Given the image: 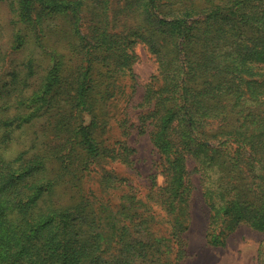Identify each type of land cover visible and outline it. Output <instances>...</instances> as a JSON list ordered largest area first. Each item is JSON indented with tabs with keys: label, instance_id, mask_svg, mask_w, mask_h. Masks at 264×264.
Listing matches in <instances>:
<instances>
[{
	"label": "trees",
	"instance_id": "obj_1",
	"mask_svg": "<svg viewBox=\"0 0 264 264\" xmlns=\"http://www.w3.org/2000/svg\"><path fill=\"white\" fill-rule=\"evenodd\" d=\"M6 2L12 49L28 54L0 85L2 141L43 122L59 140L30 158L26 150L7 160L0 150V264H163L162 240H173L179 259L192 172L209 208L208 243L223 245L240 222L264 231V0H125L119 30L109 0ZM83 14L94 22L89 34ZM137 44L156 65L138 130L152 126L167 183L146 201L127 191L112 206L103 194L125 178L99 172L96 190H85L83 179L91 163H131L132 150L106 134L110 101L126 87L135 92ZM35 74L38 88L27 94ZM65 117L73 126L57 133ZM162 213L173 215L167 237L150 225Z\"/></svg>",
	"mask_w": 264,
	"mask_h": 264
},
{
	"label": "rangeland",
	"instance_id": "obj_2",
	"mask_svg": "<svg viewBox=\"0 0 264 264\" xmlns=\"http://www.w3.org/2000/svg\"><path fill=\"white\" fill-rule=\"evenodd\" d=\"M125 5V0H109L108 13L110 17L117 20V30L121 26L122 21L125 18V12L121 9ZM127 19L131 21V16ZM92 19L90 15L83 14L82 32L89 34L92 31L91 23ZM94 23V22H93ZM116 30V31H117ZM14 29L11 23V13L6 0H0V85L8 79V74L12 71L13 66L16 63H20L26 57L28 52L12 49V35ZM136 54V61L132 65L133 73L136 78L135 92L132 97L129 95L133 89L126 87V96L120 97L118 101L113 102L110 106L111 115L114 119L111 122L110 128L107 132L109 137L108 143L113 145L115 142H124L127 147L132 150L129 165L123 162L113 161L111 163L104 164L103 162L91 163L90 171L83 179V187L86 190L88 187L96 190L98 182L96 178L99 177V172L109 170L117 177L125 178L122 185L114 191H108L109 193L103 194L105 201L110 199V204L114 206L119 201L121 194L127 191L133 193L137 199L147 200V195L150 193V189L155 191L159 187H164L167 183V177L165 174L160 173L161 167L159 164V153L153 146L149 131L152 126L147 122L146 127L143 128L144 132H139L138 125L140 123V115L143 109L140 107L142 97L149 81V78L154 74L156 65L152 56L147 49L137 44L134 47ZM48 63L44 58L39 62L41 66L36 68L38 75H42L43 67ZM33 76L30 78V86L28 93L38 88L39 76ZM129 98L126 103L125 100ZM66 103V102H62ZM1 105V103H0ZM67 109L70 107L66 104ZM12 111V109H11ZM69 117H65V123L67 124L65 129L61 128L57 133H65L66 129L73 126V119L66 121ZM64 120V117H63ZM63 123V122H62ZM33 127L32 130L18 131L12 134L13 143L3 142L2 137L5 133V129L0 131V150L3 156L7 160H13L17 157V154L21 151H29L26 157L31 156L34 152H39L41 155L44 152V144L47 141L53 140L57 142L59 139H53V135L50 132H46V124L43 122ZM73 131V130H71ZM105 135V136H106ZM11 137V136H10ZM6 146H8L6 148ZM245 166V163H242ZM187 169L192 171L195 167L194 158H189L186 162ZM42 170H38L33 176V179L39 181ZM20 177V176H19ZM25 179V177H22ZM191 181V193L187 204V210H185V216L187 215L186 228H181L180 233V245L183 250L181 258L176 259V250L173 246V240L164 242L162 239L161 248L165 251L163 264H264V255L259 254V248L264 245V231H259L249 224L240 222L233 229L227 231L225 242L223 245H212L208 243L206 237V231L209 224V208L207 207L204 198L202 196L200 177L197 173L192 172L190 175ZM154 188H152L153 184ZM157 188V189H156ZM32 192V191H31ZM99 195V193L95 192ZM42 196V201L43 197ZM48 197L45 196L44 199ZM51 198V195H49ZM58 199V197H54ZM149 203L152 202V198H149ZM141 206L140 209H142ZM182 217V215H180ZM156 217L152 225L158 235L167 237V233L170 232L171 225L173 224V215L171 216ZM135 233V232H132ZM173 237L171 236L170 239ZM163 246V247H162ZM112 252V250H111ZM262 258V260H261ZM131 264V262H130Z\"/></svg>",
	"mask_w": 264,
	"mask_h": 264
}]
</instances>
